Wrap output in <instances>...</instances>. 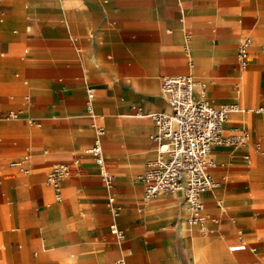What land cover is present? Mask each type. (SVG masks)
<instances>
[{
    "label": "crops",
    "instance_id": "0c3cea01",
    "mask_svg": "<svg viewBox=\"0 0 264 264\" xmlns=\"http://www.w3.org/2000/svg\"><path fill=\"white\" fill-rule=\"evenodd\" d=\"M214 1L209 0L204 4L201 0H0V11L4 15L0 17V155H15L8 167L17 171L4 173L3 176L0 172V201L6 204L5 207L0 206V264H117L119 260H114L125 254L128 264H264V210L253 211L255 205L264 204V173L254 166L264 160V143L258 138L264 135V131L253 135L256 121H264V114L254 110L264 106V103L251 107L256 100L254 93L249 108L242 107L245 111H240L241 114L232 113L225 125L226 133L232 127H245L251 134V142L237 150L225 145L212 149L216 165L211 172L217 186L202 195L204 214L208 215L205 233L188 225L190 215L180 192L152 198L156 201H146L144 186L140 183L144 201L141 202L142 198L137 202L139 197H134L136 187L124 179L125 171L116 170L121 173L119 182L107 191L117 200L119 195L126 209L117 223L124 229L127 239L123 246L97 239L103 232L90 230L84 213L101 203L103 196L108 199L109 194L102 189L105 184L97 163L87 154L85 157L96 164L97 170L91 168L85 172L84 161L77 166L72 165L73 161L67 162L71 164L70 173L84 174L69 176L62 183L60 201L54 189L44 185L47 170L53 164L68 161L79 154L82 160L85 155V152L81 153L82 147L87 144V149L95 140L91 131H83L91 121L96 120L106 129V122L110 123L109 120L101 122L99 116L92 118L89 115V91H93V98L105 96L109 99L107 103L102 98L96 106L92 104L94 113L115 116L118 104H121L110 100L109 92L88 82L86 71L80 65V60L88 53H91L90 59L94 65L102 66V61L112 65H105L109 68L106 71L120 86L113 90V98L125 103L121 111L125 115L117 116L120 119L110 124L103 137V148H107L108 152L109 148L114 151L128 149L131 154H135L133 150L144 149L141 151L143 162L150 158L142 172L145 170L147 163L158 155L156 144L149 139L152 132L147 136L149 144L143 146H132L122 136L131 132L136 138L143 139L142 136L149 129L148 120L151 119L134 117L136 108L142 107L145 113L169 110L158 82L164 72L171 73L165 77L193 74L199 82L192 54L187 53L186 57L181 54L188 37L184 19L187 15L190 22H194L201 11H207L212 17L216 5ZM242 1L238 7L230 9L228 19L241 25L250 22L248 31L254 32L260 14L241 13L235 18L238 10L247 5V0ZM191 29V34L202 36L209 50L212 46L215 49L216 61L205 55L201 46L195 43L199 50L195 54L197 59L215 62L211 66L214 74L226 72L233 76L242 73L232 78L237 80L236 88L220 89H226L230 95L236 92L239 100L246 103L254 88L255 77L247 71L252 64L254 38L259 41L263 39L257 35L245 36L252 38L253 45L250 65L247 70H242L236 46L239 37L247 31L242 29L239 36L232 39H206L199 25L193 24ZM27 45L30 49L23 53V47ZM236 53L237 70H231L229 63ZM125 61L128 66L121 64ZM190 61L194 64L193 70L189 68ZM262 63L264 59L257 63V77L263 72ZM121 67L127 74L124 78L120 76ZM77 74L76 80L70 78ZM144 79L146 91L152 99L147 102V108H150L147 110L144 108L145 99L131 92V87L137 90L136 81ZM23 80L25 86L37 92L24 91ZM197 87L195 97L203 100L207 97L206 90L198 89V94ZM212 89L210 87L209 91ZM219 100L225 104L222 98ZM35 106L36 109L32 111L31 108ZM12 108L19 111L24 109L25 114L21 113V118L6 119L5 115ZM24 119L30 121L25 124ZM53 125L59 128L45 129ZM32 128L43 131L32 136ZM44 136L57 137L61 141L50 144L52 141L45 140ZM258 143L260 150L256 148ZM25 155L30 156L28 173L11 165ZM112 171L117 179V173ZM229 177L233 182L229 188L223 187L229 182ZM64 198L67 200L61 203ZM136 203H141L142 207L145 206L143 209L152 214L138 209L139 205L136 208ZM211 205L215 208L208 214L207 208ZM46 206V215L39 216ZM105 210L109 217V234L114 240L110 233L113 217L108 205ZM159 210L162 213L157 215L155 212ZM140 214L141 218H148V231L138 221ZM171 217H179L181 222L177 219L163 220ZM121 223L131 224L130 234ZM146 234L151 236L147 237ZM22 245L26 248L22 249Z\"/></svg>",
    "mask_w": 264,
    "mask_h": 264
},
{
    "label": "built area",
    "instance_id": "2783aa9c",
    "mask_svg": "<svg viewBox=\"0 0 264 264\" xmlns=\"http://www.w3.org/2000/svg\"><path fill=\"white\" fill-rule=\"evenodd\" d=\"M252 42L251 37H244L239 46L238 60L242 70L249 65ZM188 65L190 70H193V62L190 61ZM197 85L199 82L193 74L164 77L161 89L169 104V110L145 113L141 107H138L133 114L137 118H149L157 126V131L151 135V139L156 144L158 155L147 163L145 170L139 176L144 186L146 201L160 194L180 192L186 206L194 211L190 224L195 226L204 225L206 220L197 214L203 205L202 195L217 186L211 172L216 165L211 150L221 145L233 148L244 147L250 140V132L245 127H232L229 133H226L225 128L232 113L245 109L238 104L215 106L205 100L196 99ZM93 96V91L90 90L89 99ZM254 111L264 114V106ZM88 112L94 118L93 106L90 103H88ZM8 118L14 119L17 115L10 113ZM97 129L98 135L104 133L103 126ZM256 148L261 149L260 143L256 144ZM85 154L91 156L97 163L105 187L114 188L115 174L106 161L103 141L95 140L85 150ZM29 162L30 156L25 155L11 165L28 173ZM80 164V158L72 162V165ZM70 171L71 164H60L47 176V184L54 189L59 201L62 199V181ZM107 205L113 217L110 233L114 240L122 241L125 238V231L115 220L120 214L122 205L111 195L108 197ZM118 264L124 262L118 261Z\"/></svg>",
    "mask_w": 264,
    "mask_h": 264
},
{
    "label": "rangeland",
    "instance_id": "374dc122",
    "mask_svg": "<svg viewBox=\"0 0 264 264\" xmlns=\"http://www.w3.org/2000/svg\"><path fill=\"white\" fill-rule=\"evenodd\" d=\"M201 1H203L204 4L209 3V0H201ZM241 2H243V1L242 0H215L214 1V3L216 4L215 5V11H214V15L212 17L208 15L207 11H201L200 12L201 13L200 17L196 18L194 20V22H190L189 17H187V15H186V17L184 19L185 20V24H186L187 29H188L186 34L189 37L188 40H189L190 48H187V47L183 46L182 49H181V54H183L185 57H186L187 53H191L192 54L193 60H194V62L196 64V67H197L198 76H199V79H200L199 81L202 84L199 87V89H201L203 85L205 86L204 89L206 90L207 97L204 98V99H206L207 101H209L211 104H213L215 106H222V105H225V104H228V103H239L241 105V107L249 108V106L251 105V101L253 99V96L256 98V100L254 98L255 102L252 103L251 107H255L258 104L264 103V63L261 64V66L263 67V70H262L263 72L260 73L259 76L257 77V74H258V72H257L258 71L257 63H258V61L264 59V15L262 14V13H264V0H247V5L245 7L240 8L238 10L237 14H236L237 16L235 17V18H238L241 13L249 14V15H253V16L260 14L257 17V24H256V27L254 29V32L252 30L248 31L251 28L250 22L248 24L244 23V24L241 25L239 23L235 24L231 20L228 19L229 15H230V12H231L230 9H232L234 7H238L241 4ZM185 13H187V11H185ZM0 17H4V15H3V13L1 11H0ZM193 24H196V25L200 26L201 32L206 37V39H210V38L211 39H219L221 37H223V38L226 37V38H229V39L231 38L232 39L234 37L239 36V32L242 29H244V31H247V32L245 33V35L239 37V43L236 46V52L237 53L239 51V46H240L243 38L246 35H248V34H251L253 36L257 35L258 37L263 39V40L259 41V40H256L254 38V50H253L252 59H251L252 64H251L250 68L247 70V71H250L255 77V79H254V88L251 91V98H249L246 101V103H244V100L243 101L239 100V97H238L239 95L236 92L233 93L232 95H230L229 92H227L226 89H220L222 87L236 88L237 86H236L235 82H237V80H232V78L241 76V74H242L241 72L235 73V74H233V76H231L229 73H226V72H221V73L214 74L213 70L211 69V66L215 62L196 58L195 54L199 53V50L197 49V45L195 47V43L201 46L200 49L203 50V53L205 55H207L210 58H213L215 61H216V55L217 54H216V51L213 48V46L209 50V46L204 43V41L202 39V36L200 34H197V35L191 34V33H193V30L191 29V25H193ZM109 26L113 27L112 23H109ZM186 34H185V36H186ZM255 48H257V50H255ZM29 49H30V46L27 45V46L23 47L22 51L24 53L26 50L29 51ZM237 53L231 59V61L229 63V68L231 70H237L236 65H235ZM90 54L91 53H88V54L84 55V58L82 60H80V65L86 71V76H87L88 82H92V83L96 84L97 86H99L100 88H102V90L109 92L110 100H113L115 103H121V104H118L119 108L117 109V111L115 113V116L112 115V114L109 115L107 113H100V112H98V113L95 112L94 113V117L99 116L101 122L105 123L108 120L110 121V123L106 122L107 129L103 126L105 128L106 132H108L110 124L114 120L120 119V118H117V116L121 117V115H125L124 113H121V111L125 108V103L124 102H117L113 98V90L114 89H119L120 86L117 83H115L116 81L113 80V78L111 77L109 72L106 71V69L109 70V68H107L105 65H110V64H107L106 62L102 61L101 64H100L102 66H96V65H94L92 63V61L90 59ZM121 64H123V66H124V64H125V66L126 65L128 66V62L127 61H125V63L122 62ZM110 66H112V65H110ZM111 69H114V68H111ZM169 74H171V73L164 72L160 76V79L158 80L160 92H161L162 79L166 75H169ZM125 75H127V74L125 73L124 68L121 67L120 76L122 78H124ZM77 76H78V74L75 75L74 77L72 75L70 78L73 79V80H76ZM214 79H215L216 82L214 81ZM29 81L34 87L38 86L35 83H33L31 80H29ZM145 81H146L145 79L143 81H136V83H138L137 84L138 85L137 90H134L131 87V92L132 93L133 92L134 93H138L142 98L145 99L144 108L147 110V109H150V108H147V102H151L152 99L148 96V93L146 91ZM24 83H25V80H23V85H22L24 87V89H25L24 91H28L29 93L37 92V90L31 91L29 86H25ZM210 87L213 88L211 90V92L209 91ZM43 90H42V92H43ZM252 94H253V96H252ZM95 95H96V92H95ZM24 97H25V95L22 96V100H24ZM102 98L105 100L106 103L109 100L105 96H103V97H101V96L99 97L98 96V97H94L93 99H90L89 101L87 99L86 101H88V103L92 101L94 103V105L96 106V104H98L101 101ZM220 98L223 99V102L225 104L221 103V101L219 100ZM161 101H162V99H161ZM36 107L37 106L32 107L31 110L32 111L35 110ZM10 113H15L17 115V118H21L22 117L21 113L25 114L24 109L22 111H19V110H16V109L12 108L11 111H9V113L5 115L6 119L9 117ZM124 119H126V120H138V119H134V118H124ZM243 120H244V118H243ZM29 121H30V119H24V123L25 124H27ZM139 121H147V120H139ZM33 122H35V121L33 120ZM131 122H133V121H131ZM148 122L150 123L151 126L149 125V129L142 136L143 139L142 138H136L134 134H132V135L130 134L131 132H129V133L127 132L128 135H126V136L124 135L122 137H124L126 139V142L128 144L132 145V146L148 145L149 144V139H151V137L149 135V139H148L147 136H148L149 133L152 132L151 134H153L154 131H155L154 122L152 120H148ZM95 124L97 126L94 127L93 125H95ZM40 125H41V127L43 126L42 123H40ZM79 126L81 127L82 125H79ZM99 126H101V125H99L96 120L95 121H91V123H89L87 125V127L83 131L89 130V131H91L92 135L96 136L97 130H98L97 127H99ZM254 126L256 127V130L253 132L254 136H256L257 134H259V133L264 131V121L262 119L257 120L256 123L254 124ZM58 128L59 127H56V126L53 125V126H50V127H46L45 129H58ZM40 131H43V129L32 128L31 129L32 136H33L34 133L40 132ZM44 138L47 141H52V142H49L50 144L51 143H59L61 141V139H59L57 137L44 136ZM258 138H260L262 140V142L264 143V135H260ZM86 147H87V144L82 147L81 153L85 152ZM78 148L79 147L75 148L74 150H77ZM153 148H154V146H153ZM154 150H156V148H154ZM141 151H144V149H137L135 151L133 150V152L135 154H131L132 152L130 150H128V149H126V150L125 149L124 150L119 149L117 151H114L111 148H109V152L107 151V148L104 149V153H105V157H106L107 161L110 163L111 168L117 173V176H118L117 179L115 177L116 182H115L114 186L117 185V183L119 182V179H120L119 177H121V173L117 172L116 170L125 171L126 173H125L124 179H127L129 182H131V184L133 186H135L136 189H137L136 196H134L136 199H138V197H139L137 202H140L142 198H143V200L141 202L144 201L143 191H142V186L140 184L141 181L139 179V176L143 173L142 170L144 169V165H145L146 161L148 159H150V158H148V159H146L143 162L144 158L141 155L142 154ZM107 152H108V157H109L110 160L107 157ZM75 153H78V151H76ZM85 156H86V154L82 157V160H81L82 162L84 161L85 169H86L85 172H88L91 168L94 169V170H97L96 164L91 162L93 160V158H91L92 159L91 160V159H89V158H87ZM77 157L80 158V154H79V156L75 155L74 157L70 158L68 161H65V162L63 161V162H58L56 164H53L52 167H50L47 170V176H48V173L54 167H56L57 165L67 164V162L73 161ZM14 158H16V156L13 155V154L8 155V156L0 155V172H1L2 176H3L4 173L17 172L16 170L10 169L8 167V164ZM254 166L257 168V171L264 173V160H263V162H261L259 164L255 163ZM83 174L84 173H77V174L71 173L70 177L71 176L74 177L76 175L82 176ZM229 178H230L229 182L227 184H223V187H227V188L230 187V185L233 182V180L231 179L232 177H229ZM46 184H47V177H46L44 185L46 186ZM102 189L104 190L105 193H108L109 195L111 194V193H109L107 191V189L105 187H102ZM167 194L168 195H175L174 193L168 192V193H165V194H160L157 197L163 196V195H167ZM117 197H118V200L121 202V205H122V207H121L122 208V213L123 212L125 213L126 209H125V207H124V205H123V203L121 201V198L119 197V195ZM157 197H155V198H157ZM163 197H166V196H163ZM102 198L103 199H102L101 203H99L98 205L90 208L88 210V212L86 211L84 213V216H85V218L88 221L87 222V226L90 228V230H95V231L101 230L103 232L97 237V239H101V240H104V241H108L109 240V241H113L115 243H120V241L113 240L112 237L109 234V226H108V224H109V219L108 218L109 217L107 216V211L105 210V207L107 206V203H108V199L105 196H103ZM160 198H162V197H160ZM66 200L67 199L64 198L63 202H61V203H65ZM152 200H151V202L156 201V200H153V201ZM1 205L3 207L6 206L5 203H2L0 201V206ZM137 205H139L138 209L141 208L142 211H144V213H147V214L151 213V212L147 211L146 209L144 210L143 208H145V206L142 207L141 203H136V208H137ZM213 208H215V207L212 206V205L209 206L207 208V213L209 214V212ZM260 210H264V204L263 205L262 204L261 205H255L253 207V211L254 212H258ZM41 211H42V214L39 215V216L46 215V211H48L47 206L45 208H42ZM155 213L157 215H160L162 213V211L159 210V211H156ZM141 217L142 216L140 214L138 221L141 224V227L146 229V224L148 222V218L146 216L144 218H141ZM148 217L150 219L149 222L151 223V220H152L151 215H149ZM172 219H177L178 222H181L179 217H171V218H167V219L163 218V220H165V221H170ZM185 222H186V219L184 220V227H185ZM177 224L174 225V227H176ZM121 226L125 227V229H127L129 234L131 233V228H130L131 224L130 223H121ZM148 230L149 229L147 228L145 231H148ZM186 235H189V234L186 233ZM146 236L149 237V236H151V234H146ZM143 237H145V236H143ZM126 239H127V237L125 238V240ZM125 240H124V242H125ZM188 244H190V242H188ZM25 248H26V246H23L22 249H25ZM35 251H37V250H34V252ZM40 255L37 258V260L40 258ZM118 260L119 261L125 260L126 264H128L127 263V255L126 254L121 256V258H118V259H116L114 261H118ZM24 262H26V260H24Z\"/></svg>",
    "mask_w": 264,
    "mask_h": 264
},
{
    "label": "bare ground",
    "instance_id": "6f19581e",
    "mask_svg": "<svg viewBox=\"0 0 264 264\" xmlns=\"http://www.w3.org/2000/svg\"><path fill=\"white\" fill-rule=\"evenodd\" d=\"M188 38L189 37H186V40H185V47H187V48H189V40H188ZM253 45V44H252ZM252 45H251V47H250V51H251V48H252ZM193 61V60H192ZM250 65V64H249ZM249 65L247 66V68L245 69V70H247L248 69V67H249ZM202 84H201V82L199 81V86L197 87V93H198V89H199V87L201 86ZM204 85L202 86V90H205L204 89ZM161 92H162V89H161ZM199 94V93H198ZM162 96H163V98H164V100H165V96L163 95V92H162ZM200 96V95H199ZM201 97V96H200ZM203 100H205L206 102H208V103H210L209 101H207L206 99H204V98H202ZM90 104H93L94 105V103L91 101V102H89ZM240 106V105H239ZM236 114H241V112L240 113H235V115ZM233 116V115H232ZM155 124V123H154ZM94 127L95 126H97L96 124L95 125H93ZM155 126H156V124H155ZM98 131V130H97ZM156 131H157V126H156ZM105 134H106V130H105V128H104V133L102 134V135H98V132H97V134H96V136H95V140H97V139H101L102 141H103V137L105 136ZM94 140V141H95ZM249 142H251V134H250V140H249ZM226 146V145H225ZM237 149H239V148H235V150H237ZM264 151V150H263ZM212 152H213V150H211V156H212ZM264 156V155H263ZM31 163V162H30ZM71 175V173H69L64 179H63V181H62V183L63 182H65V180L69 177ZM141 183V182H140ZM142 184V183H141ZM107 188V187H106ZM113 189V188H112ZM112 189H109V188H107V190L108 191H110V190H112ZM170 193H173V192H170ZM111 196H113V197H115L113 194H110ZM204 209H205V205H204V203H203V205L201 206V208L197 211V214H199L201 217H204L206 220H205V223H204V225H197V226H195V225H192V224H190V219H191V217L193 216V214H194V211L193 210H191L188 206H186V210H187V212L189 213V215H190V217H189V220H188V225L190 226V228H193V229H198V230H200L202 233H205V231H204V228H205V225H206V222L208 221V215H205L204 214ZM121 213H122V208H121V211H120V214L116 217V222H117V220H118V218L121 216ZM118 225H119V223H118ZM125 238H126V236H125ZM125 238H124V240H125ZM124 240H122V241H120V243H118L120 246H123V244H124ZM121 261H123L124 262V264H126V262H125V260H121Z\"/></svg>",
    "mask_w": 264,
    "mask_h": 264
}]
</instances>
